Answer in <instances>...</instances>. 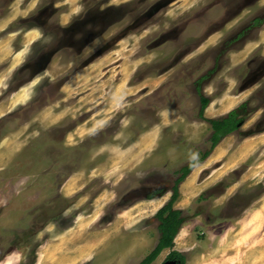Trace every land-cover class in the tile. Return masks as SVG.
<instances>
[{"label": "rangeland", "instance_id": "1", "mask_svg": "<svg viewBox=\"0 0 264 264\" xmlns=\"http://www.w3.org/2000/svg\"><path fill=\"white\" fill-rule=\"evenodd\" d=\"M263 29L264 0H0V264H138L177 171L206 151L178 186L173 250L250 264L243 237L264 235ZM233 110L242 124L210 150L207 120Z\"/></svg>", "mask_w": 264, "mask_h": 264}, {"label": "trees", "instance_id": "2", "mask_svg": "<svg viewBox=\"0 0 264 264\" xmlns=\"http://www.w3.org/2000/svg\"><path fill=\"white\" fill-rule=\"evenodd\" d=\"M28 21V20H25ZM255 21H259L255 19ZM262 21V20H261ZM258 22V23H261ZM209 100L203 95L199 97V111L198 116L204 120L203 111L208 106ZM244 117L239 116L236 110L227 113L225 116L207 120L210 129V136L208 142L210 144V150L214 149L215 146L227 135L236 131L242 124ZM210 151L203 153L200 159L189 161L186 165L181 167L177 173L178 177L174 182L171 189V195L168 202L159 208L155 213V218L158 222L157 232L158 238L154 248L138 263V264H151L163 250H170L165 261L173 260L179 264L185 263V258L182 253L173 250L174 239L177 236L182 224L185 219L182 216V211L174 208V203L177 201L179 196L178 186L188 176L190 171L199 163L203 162ZM64 201V198L62 199ZM67 203H71L72 200H65ZM54 212V211H53ZM59 212L49 215L46 220L55 219L59 216Z\"/></svg>", "mask_w": 264, "mask_h": 264}, {"label": "crops", "instance_id": "3", "mask_svg": "<svg viewBox=\"0 0 264 264\" xmlns=\"http://www.w3.org/2000/svg\"><path fill=\"white\" fill-rule=\"evenodd\" d=\"M260 217L262 215V211H259L258 214ZM263 229V228H262ZM261 231V230H260ZM256 231H252L251 234L249 233L245 237H243V241L249 240V246L246 252L251 254V259H250V264H264V235L260 234L256 237V239L254 238L253 235H255ZM43 259L39 260L38 264H42L43 263ZM73 262V259L69 260L68 262H64L65 264H71Z\"/></svg>", "mask_w": 264, "mask_h": 264}, {"label": "bare ground", "instance_id": "4", "mask_svg": "<svg viewBox=\"0 0 264 264\" xmlns=\"http://www.w3.org/2000/svg\"><path fill=\"white\" fill-rule=\"evenodd\" d=\"M14 15H16L15 13L11 14L10 17H13ZM8 17V18H10ZM25 38V37H24ZM27 38V36H26ZM261 41L262 43H264V29L262 31V35H261ZM253 46H251L250 44H248L241 52H239L238 54L232 55V61L233 63H236L237 61L240 60V58L244 57L246 55V53H248ZM9 54V51H4L3 53L0 54V59H5L7 57V55ZM261 140V139H260ZM254 145V141H248L247 143H245L241 148L244 150L245 153L248 152V150H251L252 147ZM222 150H220V147H216V151L212 153L211 157H219L220 153Z\"/></svg>", "mask_w": 264, "mask_h": 264}, {"label": "water", "instance_id": "5", "mask_svg": "<svg viewBox=\"0 0 264 264\" xmlns=\"http://www.w3.org/2000/svg\"><path fill=\"white\" fill-rule=\"evenodd\" d=\"M163 264H179V263L173 260H167Z\"/></svg>", "mask_w": 264, "mask_h": 264}, {"label": "flooded vegetation", "instance_id": "6", "mask_svg": "<svg viewBox=\"0 0 264 264\" xmlns=\"http://www.w3.org/2000/svg\"><path fill=\"white\" fill-rule=\"evenodd\" d=\"M201 83H202V81H201ZM201 85V84H200Z\"/></svg>", "mask_w": 264, "mask_h": 264}]
</instances>
